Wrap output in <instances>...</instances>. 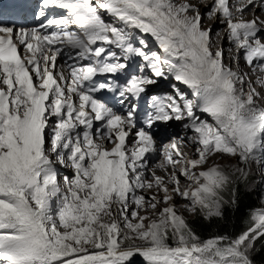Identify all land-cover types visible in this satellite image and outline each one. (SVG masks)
<instances>
[{
	"label": "snow or ice",
	"instance_id": "6c2138e0",
	"mask_svg": "<svg viewBox=\"0 0 264 264\" xmlns=\"http://www.w3.org/2000/svg\"><path fill=\"white\" fill-rule=\"evenodd\" d=\"M233 7L38 0L30 29L0 12V264H254L264 208L235 236L203 237L181 214L222 218L237 182L264 173V0ZM205 19L226 26L229 63ZM161 80L171 93L150 95ZM169 121L192 135L163 145L167 179L149 177L153 126ZM214 156L233 162L205 168Z\"/></svg>",
	"mask_w": 264,
	"mask_h": 264
},
{
	"label": "trees",
	"instance_id": "16d2710c",
	"mask_svg": "<svg viewBox=\"0 0 264 264\" xmlns=\"http://www.w3.org/2000/svg\"><path fill=\"white\" fill-rule=\"evenodd\" d=\"M236 187L238 188L237 203L225 205L222 218L204 220L202 216L194 214L187 218L201 236L214 234L235 236L251 226L249 210L257 207L258 192L253 187L249 188L243 181L237 182ZM251 255L254 264H264V242L257 241Z\"/></svg>",
	"mask_w": 264,
	"mask_h": 264
},
{
	"label": "rangeland",
	"instance_id": "374dc122",
	"mask_svg": "<svg viewBox=\"0 0 264 264\" xmlns=\"http://www.w3.org/2000/svg\"><path fill=\"white\" fill-rule=\"evenodd\" d=\"M208 25V22L205 24V26ZM225 63H229L228 60V52H225ZM233 161H230L228 159L225 158H221L219 156H214L212 158H210V160L208 161V164L205 165V168L209 167L212 165V163H219V164H226V163H232ZM245 182L246 185L250 188L253 187L257 190L258 192V197L257 199V207L260 208H264V203H262V198H264V173L261 172H257L255 170V166H253V172L250 174V176L248 177L247 180H240L238 182ZM255 192V193H257ZM176 204L177 206H179L181 203H183V201L178 197L176 199ZM182 215L185 216V218H190L192 216V214L187 213L186 211H182L181 212ZM257 241H261L264 242V238L260 237ZM256 244V243H255Z\"/></svg>",
	"mask_w": 264,
	"mask_h": 264
},
{
	"label": "bare ground",
	"instance_id": "6f19581e",
	"mask_svg": "<svg viewBox=\"0 0 264 264\" xmlns=\"http://www.w3.org/2000/svg\"><path fill=\"white\" fill-rule=\"evenodd\" d=\"M212 164H214V163H212ZM153 170H155V172L158 174V173H162V170L160 169V170H158V169H156V168H154Z\"/></svg>",
	"mask_w": 264,
	"mask_h": 264
}]
</instances>
